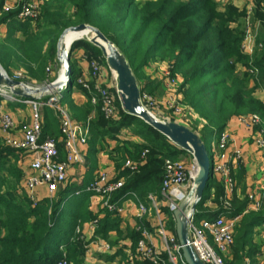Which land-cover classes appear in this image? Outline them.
Masks as SVG:
<instances>
[{"label": "trees", "instance_id": "1", "mask_svg": "<svg viewBox=\"0 0 264 264\" xmlns=\"http://www.w3.org/2000/svg\"><path fill=\"white\" fill-rule=\"evenodd\" d=\"M4 4L5 0H0V25L6 28L0 37V64L10 76L12 71H19L27 83L46 82V69L55 62L59 34L67 27L88 24L99 29L124 54L135 77L153 59L167 64L170 76L180 81L179 103L185 112L194 113L203 122V134H199L205 144L210 133L219 134L237 116L257 113L260 118L264 117V106L252 95L254 86L261 85L264 91V26L260 38L262 50L254 58L258 74L253 78L254 86L248 89L247 74L235 73L237 63L245 55L240 49L242 33L235 27L237 9L231 5L220 8L216 0H41L37 18L29 20L17 18V8L5 11ZM80 49L87 59L104 62L101 51L85 40L72 44L70 56ZM72 62L70 83L60 103L77 121L90 117L86 153L90 172L96 168L97 142L116 141L108 156L124 184L113 200L134 193L148 207V194L160 199L164 160L176 159L184 152L141 120L126 115L118 102L117 116L106 119L99 105L91 103L94 91L88 92L77 83L80 72ZM140 90L142 94L145 87L141 86ZM76 92L84 94L86 101H76ZM21 104L9 102L6 107ZM132 122L138 126L137 130L129 128L128 134L121 138L119 132ZM46 136L58 138L59 130L54 111L44 105L41 139ZM130 136L141 141H130ZM2 143L0 140V264H53L62 256L61 247L68 260L81 264L84 248L75 240L74 230L85 221L95 220L96 215L88 210L89 194L79 191L94 176L89 173L81 187L72 184L60 187L53 200L32 206L25 192L24 195L16 189L22 168L14 167L12 162L20 158V153ZM145 150L139 165L124 167L127 161H137ZM59 151L62 155L60 146ZM244 192H239L244 194L240 198L234 187L229 206L224 208L223 187L211 173L193 215L196 223L220 214L240 216L224 264H245L246 258L257 253L251 236L253 227L264 219V192L259 211H245L248 196ZM165 211L170 221L165 227L174 234L172 215ZM111 231L118 237L124 234L131 244L128 249L131 261L121 252V262L150 264L133 257L138 232L121 231L120 219L103 210L94 234L106 240ZM161 256L166 259V254Z\"/></svg>", "mask_w": 264, "mask_h": 264}, {"label": "built area", "instance_id": "2", "mask_svg": "<svg viewBox=\"0 0 264 264\" xmlns=\"http://www.w3.org/2000/svg\"><path fill=\"white\" fill-rule=\"evenodd\" d=\"M247 1L246 19H248V15L252 11L251 4H253V0ZM17 2L15 6L4 4L3 9L8 11L17 8V18L20 19L34 20L37 18L41 0H17ZM240 49L247 56H250L253 52L247 29L246 36L243 35L240 43ZM84 59L87 65L88 79L78 78L77 83L88 92L94 91L91 94V103L99 105L100 111L106 119L114 118L118 113L117 102L119 103L114 74L107 67L105 60L101 62L95 58L86 59L85 57ZM249 68L251 69L250 72H254L252 74L257 73L253 66ZM46 70L48 71L49 69L47 68ZM11 78L28 85H33L23 81L20 73H13ZM107 78L110 81L111 88L103 83V79ZM162 79L163 85L167 89H173L174 83L179 81L178 77L170 76L168 69L164 71ZM69 83L70 81L64 87L65 90ZM172 92L173 94L170 96L169 101L175 100L185 112V108L179 103L181 98L179 93L177 90L175 92L174 89ZM61 96L62 92L59 94L50 93L46 96H41L37 100H24L11 94L0 92V131L4 136L3 142L5 146L28 155L25 165L22 167L21 183L32 206L40 200L37 195L39 188H44L46 194L49 197H53L60 187H64L67 171L72 166L83 162V152L87 147L90 133V117L85 121L73 119L67 109L61 105ZM37 101H41V103H36ZM141 101L148 110L154 105L151 97L146 96L144 92L141 94ZM9 102L28 105L30 107L28 120L15 122L12 115L4 109V106ZM41 104L48 106L54 111L58 123V138L46 136L41 139L43 123V117L39 111ZM262 104H264V98ZM182 108L179 109L181 114ZM151 112L155 114V111L152 110ZM235 121L245 130L252 132L256 149L261 154L263 162L262 173L264 174V128L261 126L259 116L256 114L237 116ZM59 146L62 150V155L60 154ZM215 146H217L216 149L222 151L230 149L226 160L217 159V156L215 157ZM145 152L146 150L137 161H127L124 167L132 168L139 165L144 158ZM210 152L211 172L212 175L218 177L223 187V207L228 208L234 189L232 170L233 166L241 163V151L234 144L229 134L226 131H222L217 134L215 143L211 144ZM193 172V161L188 165L183 162L165 159L163 162L160 199H157L152 194H148L147 202L149 206L147 207L134 193L126 194L135 203V218L137 221H142L150 213H153L157 219V225L152 230L143 227L141 223L136 225L135 231L139 234L133 254L136 260L147 261L150 264H186L181 257L175 235L168 232L164 226L158 209L161 204H164L172 215L176 204L183 198L192 182ZM123 184V178H110L106 171H99L83 187L82 191L79 192L88 193L90 203L94 206L112 215L120 216L123 208L119 200H113V196L123 187ZM263 192L264 185L262 186L261 193H259L260 197H257L255 194L248 195L245 211L257 210L261 203ZM76 194H78V191ZM193 215L190 217L188 223L189 245L203 264H224L222 255L226 253L232 243L234 226L240 216L226 217L224 214H220L217 217L205 218L196 223L194 222ZM96 225V219L88 222L89 239L86 241L87 247L91 245L100 252L112 251L113 247L109 243L103 242L94 234ZM155 236L158 239L159 245L154 240ZM74 238L77 241H83L79 225L75 227ZM162 253L166 254V259L161 256ZM53 264L73 263L68 260L63 252L61 258Z\"/></svg>", "mask_w": 264, "mask_h": 264}, {"label": "water", "instance_id": "3", "mask_svg": "<svg viewBox=\"0 0 264 264\" xmlns=\"http://www.w3.org/2000/svg\"><path fill=\"white\" fill-rule=\"evenodd\" d=\"M71 37L68 45L65 40ZM85 40L97 47L104 57L107 67L112 71L121 110L128 116L141 120L154 131L164 136L179 151L192 157L194 174L192 182L183 198L172 212L174 235L186 264H203L189 245L188 223L195 208L201 203L211 176L212 163L206 144L189 127L167 121L148 110L141 101V90L137 79L124 54L107 39L103 33L88 24H78L65 28L55 44V61L60 67L57 78L42 85H28L14 80L0 64V92L11 94L24 100H37L50 93L59 94L71 79L70 49L74 42Z\"/></svg>", "mask_w": 264, "mask_h": 264}, {"label": "rangeland", "instance_id": "4", "mask_svg": "<svg viewBox=\"0 0 264 264\" xmlns=\"http://www.w3.org/2000/svg\"><path fill=\"white\" fill-rule=\"evenodd\" d=\"M138 1H143V0H138ZM216 1L218 2L220 8L222 6L231 5L233 8L237 9L238 15L236 18L235 27L237 26L239 28V30L241 31L242 39H243V35L246 36V29L248 31V35H249V39L251 42L253 52L250 56L245 55L244 59L237 63V65L235 67V73L239 76H241L242 74H245V73L247 74V77L249 78V82H248L247 87H248V89H250L251 87L254 86L253 78H256L257 74H258V69L254 65V58L259 54L260 50H262L260 38L263 35V26H264V0H253V4H251L252 5L251 10L252 11L248 15V19H246V14H245L246 7L248 5L247 0H216ZM40 6H41V3H40ZM250 66H253L256 69L257 73L252 74L254 72H250V70H251L249 68ZM166 69H168V66L165 62H160L159 60L153 59V60L149 61L148 65H146L143 69L139 70L136 73V79H137L138 85L141 87V86H144L146 84V86H144L145 90L143 92L145 93L146 96H150L154 102L153 103L154 105L151 106L150 110L155 111V114H157V116H159L160 118H162L164 120L173 121V122L183 124V125L189 127L190 129H192L193 131H195L199 136H200V134L202 135L203 134L202 133L203 122L196 115H194V113H192L190 111L184 112V109L179 104H177L175 100L171 101V102L169 101L170 96L173 94V92H172L173 89L175 92L177 90V92L179 93V96L182 97L181 92L178 88L180 81H178V82L176 81L174 83L173 89L172 88L167 89L165 86H163L164 89H160V90H158V88H156V86L159 84L158 80L161 79L163 81V79H162L163 73ZM12 73H20V72L19 71H12ZM58 74H59V66H58L57 62L55 61L53 66H51L48 70V73L46 76L47 79H46L45 83L55 80L57 78ZM42 84H44V83H42ZM42 84H38L37 86L42 85ZM34 85H36V84H34ZM65 92L66 91L63 90V92H62L63 95L65 94ZM76 93H78V92H76ZM76 93H74V96L76 95ZM252 95L259 103H261L262 106H264V104H262V100L264 98V91H263V87L261 85H258L257 87L254 86ZM36 103H41V101H37ZM25 105L21 104L20 106L17 105L13 108L6 107L5 109L11 115L12 114L26 115L29 112L30 107L28 105H26V106ZM181 108H182V114H181V112H179V109H181ZM39 111L43 117V114H44V105L43 104H41L39 106ZM183 114L185 117H183ZM249 114H256L260 118V115L257 113H249ZM249 114H245V115H249ZM245 115H241V116H245ZM260 120H261V126L264 128V117L263 118L261 117ZM135 127L137 128L138 126L136 125L135 122H132L129 126H126L125 128H123L122 131L124 132V130L125 131L129 130V128L137 130ZM223 131H225V130H223ZM123 132H122V134H124ZM216 136H217V133L213 132V133H210L207 137L206 148H207L209 156H211V152H210L211 144L215 143ZM3 137H4L3 134L0 132V140L1 141H3ZM136 139H138V138L136 137ZM2 144H4V142ZM116 144H117V142L113 141V140H106L104 142L98 141L96 144V147L98 149L99 154H101V155L105 154L108 156L109 155L108 152ZM216 147L217 146H215V149H216ZM215 151H216L215 157L217 156V159L220 158L222 150L216 149ZM19 153H21V152H19ZM114 156H115V154H114ZM95 159H97V157H95ZM167 159L173 160V161L183 162V163L188 164V165L191 164V162L193 161L192 157L190 155L184 154V153H181L180 156L176 159H172V158H167ZM12 165L14 167L22 168L24 166V163H23L22 159L18 158L16 161L12 162ZM238 165L236 166V168L233 172L234 187L236 189L238 188L237 189L238 192H240L242 190H246L245 184H246L247 177H249V178L257 177V180H258V178L260 180L264 179V174L262 173V169H263V163L262 162L259 165L260 171H254L255 172L254 174H253V171L245 173L244 170L241 169L242 165H239V167H238ZM96 166L100 167V168L103 167L100 162H96ZM257 172H260V173L258 174ZM193 173H192V175H193ZM243 175H244V177H243ZM5 178H8V177L5 176ZM8 180H10V179H8ZM262 182H263V180H262ZM263 185H264V183H263ZM259 186H261V185H259ZM16 189L18 190V192L20 189L21 194H24L25 190L23 189L21 179L19 181V184H17ZM57 193L58 192H56L53 195V197H49L48 195L47 196L45 195L44 197H40L39 202L44 201V200H53V198L57 195ZM244 193H246V191ZM259 193H260V191H258L257 197H260ZM25 194H26V192H25ZM247 196L248 195L246 194V197ZM260 205H261V203H260ZM260 205L256 211L260 210ZM202 219H205V218H202ZM202 219H200V220H202ZM169 222H170L169 219L166 218V223L169 224ZM252 230H253V232H252L251 237H252L253 241L256 243L255 249L257 250V253L255 256H251L249 258H246L245 264H264V219L261 221V223L259 225L254 226ZM234 236H235V233L233 234V241H234ZM232 244H233V242H232ZM229 248L226 251V253H224L222 255L223 261H224V258H227L229 256V252H228Z\"/></svg>", "mask_w": 264, "mask_h": 264}, {"label": "crops", "instance_id": "5", "mask_svg": "<svg viewBox=\"0 0 264 264\" xmlns=\"http://www.w3.org/2000/svg\"><path fill=\"white\" fill-rule=\"evenodd\" d=\"M17 3H18L17 0H5V5H7V6H15ZM5 32H6L5 26L0 25V37L4 36ZM85 57L86 56L81 49L75 50L70 56V63L73 61L72 63H74L75 67L80 72V76L78 78H82V79H88L87 65H86V61L84 59ZM86 59H87V57H86ZM50 67H51V65L48 66V69ZM103 83L107 84L110 88L112 87L108 78L105 80L103 79ZM158 83L159 84L156 86V88H158V90L164 89V87H163L164 85H163V82L161 79L158 80ZM36 85H38V84H36ZM75 100L78 101L79 103H83L86 101V98H85L84 94L78 92L75 95ZM5 108H6V106H4V109ZM92 115L93 114H91V116ZM28 116H29V112L26 115L12 114V118L15 122H20L22 120L26 121V120H28ZM115 119H117V118H115ZM122 130L119 132V135L121 138H124L128 134V132H127L128 130H126V131L124 130V132ZM224 130L230 135L234 144L237 147H240V149H241L240 151H241L242 160H241V163L239 164V165H242L241 169L244 170L245 173L253 171V174L255 173L254 171H260L259 165L262 162L261 154L256 149V145L253 141L252 132L249 130H245L244 128L239 126L236 123L235 118L230 120L227 123ZM122 132L124 134H122ZM129 140L133 141V142H140L141 141L140 139H136V137H134V136H130ZM86 153H87V147H86L85 151L83 152V162L81 164L72 166L67 171V177H66V182H65L64 186L65 185L69 186L72 184V185H76V186L81 187L82 185L85 184L89 173H91V175L93 177L99 171H106L110 178H116L117 177L118 173L113 168V165H112V162L110 161L109 156H107L105 154H103L104 155L103 156V155L99 154V152L96 154L97 155L96 160H97V162H100L103 167L100 168V167L96 166L95 170L90 172V169L87 165ZM229 153H230V149L223 150L221 152L220 159L226 160L227 157L229 156ZM27 157H28L27 154L20 153L19 159H22L24 165H25V162L27 160ZM239 165H238V167H239ZM235 168H236V165L233 166V170H232L233 172H234ZM257 173L259 174L260 172H257ZM214 177L216 179H218L217 176H214ZM243 177H244V175H243ZM262 180H260L259 178L257 180V177H252V178L247 177L246 184H245L246 194L247 195H249V194L257 195L258 191H260V193H261V189H262V185H263ZM259 185H261V186H259ZM237 189H236V195L241 198L243 195H240ZM37 195L39 196V198L44 197L45 195L47 196L44 188H42V187L38 189ZM116 200H119V202L121 203V206L123 208L122 214L120 216H117L120 219L121 231L124 232L126 229H134L135 230L136 225L139 223H141L143 225V227H145L147 229H154L156 227L157 219L155 218L153 213H150L149 215L145 216L142 221H140V222L137 221V219L135 218V213H136L135 203L133 202L132 198L128 197L127 195H124V196L122 195L121 197L117 198ZM209 206H212V205L209 204ZM165 209H166V207L164 204H161L159 209H158L159 216H160L161 221L163 222L164 226L166 225V218L168 217ZM88 210L96 215V220L99 217L101 218L103 210L101 208L91 204L90 200H88ZM172 219H173V217H172ZM88 222H90V221L89 220L85 221L81 225H79L81 227V232L83 235V241L81 242V245L84 248V255H83V259L81 261V264H124L123 262H121V258H120V254H119L121 252L126 253V256H128L127 257L128 260L131 261V259H132L131 254L128 250L130 248L131 244L128 240H126L123 237L124 234L121 237H118V236H116L114 231H111L107 234L106 240L99 237L100 240H102L103 242L109 243L113 247L112 251L100 252L95 247H92L91 245L89 247H87L86 241L89 239ZM168 232H171V231L168 230ZM171 233L173 234V232H171ZM154 240L157 243V245H159L158 239L156 236L154 237ZM61 249H62V253H63L64 252L63 247H61ZM114 254H119V255H114Z\"/></svg>", "mask_w": 264, "mask_h": 264}, {"label": "bare ground", "instance_id": "6", "mask_svg": "<svg viewBox=\"0 0 264 264\" xmlns=\"http://www.w3.org/2000/svg\"><path fill=\"white\" fill-rule=\"evenodd\" d=\"M70 39H71V37H69L67 40H65V45H68V44H69ZM58 66H59V65H58ZM59 72H60V67H59ZM193 174H194V173H193Z\"/></svg>", "mask_w": 264, "mask_h": 264}]
</instances>
